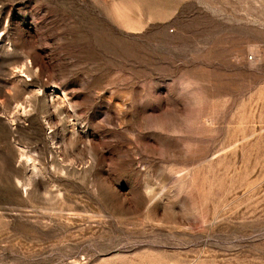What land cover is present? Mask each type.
Segmentation results:
<instances>
[{
  "label": "rangeland",
  "instance_id": "1",
  "mask_svg": "<svg viewBox=\"0 0 264 264\" xmlns=\"http://www.w3.org/2000/svg\"><path fill=\"white\" fill-rule=\"evenodd\" d=\"M0 264H264V0H0Z\"/></svg>",
  "mask_w": 264,
  "mask_h": 264
},
{
  "label": "clouds",
  "instance_id": "2",
  "mask_svg": "<svg viewBox=\"0 0 264 264\" xmlns=\"http://www.w3.org/2000/svg\"><path fill=\"white\" fill-rule=\"evenodd\" d=\"M199 87V82L192 79H186L181 82V88L184 90H191ZM174 135L177 133H173Z\"/></svg>",
  "mask_w": 264,
  "mask_h": 264
}]
</instances>
